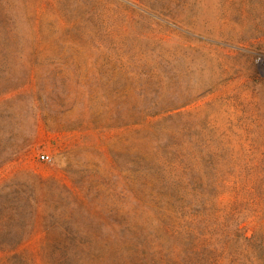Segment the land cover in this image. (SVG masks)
<instances>
[{
	"label": "rangeland",
	"instance_id": "1",
	"mask_svg": "<svg viewBox=\"0 0 264 264\" xmlns=\"http://www.w3.org/2000/svg\"><path fill=\"white\" fill-rule=\"evenodd\" d=\"M213 158L264 230V0H0V264H145Z\"/></svg>",
	"mask_w": 264,
	"mask_h": 264
},
{
	"label": "trees",
	"instance_id": "2",
	"mask_svg": "<svg viewBox=\"0 0 264 264\" xmlns=\"http://www.w3.org/2000/svg\"><path fill=\"white\" fill-rule=\"evenodd\" d=\"M218 162L212 159L214 176L203 173L199 160L190 173L183 169L175 174V188L181 189L183 201L179 243L168 245L165 251L147 239L150 248L146 245L145 264H264V230L252 226L250 215L238 211V200L234 205L225 201L229 185H239L240 180L216 169ZM193 182L198 189L192 188ZM245 186L244 194L253 204L263 205L264 173L252 175ZM258 212L255 218L263 226L264 211Z\"/></svg>",
	"mask_w": 264,
	"mask_h": 264
},
{
	"label": "built area",
	"instance_id": "3",
	"mask_svg": "<svg viewBox=\"0 0 264 264\" xmlns=\"http://www.w3.org/2000/svg\"><path fill=\"white\" fill-rule=\"evenodd\" d=\"M42 159L43 160H48V157L43 156Z\"/></svg>",
	"mask_w": 264,
	"mask_h": 264
}]
</instances>
